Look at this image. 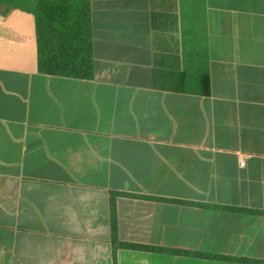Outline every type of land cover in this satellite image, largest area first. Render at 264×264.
I'll use <instances>...</instances> for the list:
<instances>
[{
	"label": "crops",
	"instance_id": "obj_1",
	"mask_svg": "<svg viewBox=\"0 0 264 264\" xmlns=\"http://www.w3.org/2000/svg\"><path fill=\"white\" fill-rule=\"evenodd\" d=\"M31 1L0 4L1 264H113L112 191L163 249L115 264L264 259V0H93L91 79L38 71Z\"/></svg>",
	"mask_w": 264,
	"mask_h": 264
},
{
	"label": "trees",
	"instance_id": "obj_2",
	"mask_svg": "<svg viewBox=\"0 0 264 264\" xmlns=\"http://www.w3.org/2000/svg\"><path fill=\"white\" fill-rule=\"evenodd\" d=\"M30 0H0L7 12L14 7H23ZM93 0H32L31 13L36 30V59L40 73L91 79L94 76V58L91 27V2ZM191 79L200 87V93L209 95L208 71L196 73ZM120 195H134L125 192L110 193V225L112 231L113 264L119 248L163 250L155 247L123 242L117 236V214L115 198ZM251 214L264 211L249 210ZM173 252V251H172ZM240 261L264 264V259Z\"/></svg>",
	"mask_w": 264,
	"mask_h": 264
},
{
	"label": "water",
	"instance_id": "obj_3",
	"mask_svg": "<svg viewBox=\"0 0 264 264\" xmlns=\"http://www.w3.org/2000/svg\"><path fill=\"white\" fill-rule=\"evenodd\" d=\"M1 258H2V252H1V246H0V264H1Z\"/></svg>",
	"mask_w": 264,
	"mask_h": 264
},
{
	"label": "rangeland",
	"instance_id": "obj_4",
	"mask_svg": "<svg viewBox=\"0 0 264 264\" xmlns=\"http://www.w3.org/2000/svg\"><path fill=\"white\" fill-rule=\"evenodd\" d=\"M226 221L228 222V221H230V219H229V220H228V219H226ZM260 235L262 236V234H260ZM259 240H260V239H259ZM259 240H258V241H259Z\"/></svg>",
	"mask_w": 264,
	"mask_h": 264
},
{
	"label": "built area",
	"instance_id": "obj_5",
	"mask_svg": "<svg viewBox=\"0 0 264 264\" xmlns=\"http://www.w3.org/2000/svg\"><path fill=\"white\" fill-rule=\"evenodd\" d=\"M241 164H242V162H241Z\"/></svg>",
	"mask_w": 264,
	"mask_h": 264
}]
</instances>
